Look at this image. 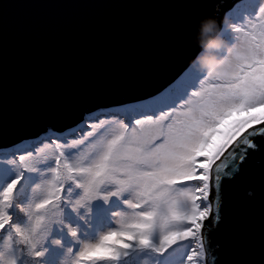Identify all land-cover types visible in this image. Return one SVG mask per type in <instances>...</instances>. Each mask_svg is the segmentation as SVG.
<instances>
[{
    "label": "rangeland",
    "instance_id": "1",
    "mask_svg": "<svg viewBox=\"0 0 264 264\" xmlns=\"http://www.w3.org/2000/svg\"><path fill=\"white\" fill-rule=\"evenodd\" d=\"M179 76L149 103L85 114L68 129L72 134L60 133L68 140L43 139L22 156L0 157V193L10 201L16 187L42 178L66 198L81 187L72 162L91 155L90 169L109 164L119 196L102 206L94 235L73 246L76 262L87 263L120 234L135 240L146 264H204L211 166L245 129L264 120V0H235ZM52 131L44 132L50 140ZM157 215L165 226L153 242L147 230Z\"/></svg>",
    "mask_w": 264,
    "mask_h": 264
},
{
    "label": "water",
    "instance_id": "2",
    "mask_svg": "<svg viewBox=\"0 0 264 264\" xmlns=\"http://www.w3.org/2000/svg\"><path fill=\"white\" fill-rule=\"evenodd\" d=\"M227 1L0 0V147L64 132L97 101L161 90L217 33ZM207 197L204 264H264V120L213 163Z\"/></svg>",
    "mask_w": 264,
    "mask_h": 264
},
{
    "label": "trees",
    "instance_id": "3",
    "mask_svg": "<svg viewBox=\"0 0 264 264\" xmlns=\"http://www.w3.org/2000/svg\"><path fill=\"white\" fill-rule=\"evenodd\" d=\"M232 1L224 2L219 17ZM198 48L199 46L192 47L188 60ZM179 70L180 68L172 76H176ZM179 77L178 75L175 82ZM174 95L176 98L177 94ZM151 98L153 97L149 93L137 91L120 98L97 101L94 107L105 104L97 109L109 113L114 108H119V104L134 101L149 103V100H153ZM93 122H96V119L88 124ZM69 126L74 127V124L67 125V128ZM49 128L56 134L53 135L54 139L48 138L51 132L44 135L46 130L43 134L32 135L21 132L12 139L14 144L0 147V157L10 153L22 156L24 152L42 144L43 139V143L51 144L57 140L71 138L61 136L60 133H63L59 132V129ZM65 133L72 134L68 129ZM90 160L91 155L84 157L79 154L72 162L73 169L80 172L81 187L66 198L54 190V184L42 178L23 182V188L20 190L19 186L16 187L10 194V201L0 193V264H146L143 251L135 240L120 234H117L115 241L109 244L106 250L91 257L87 263L76 262L73 246L78 241L94 235L98 220L96 218L103 215L102 206L115 204L119 196L115 181L107 173L109 164L105 166L106 161H100L93 170L90 169ZM211 191L209 198L212 215L206 229L214 224L216 218L213 201L216 193L213 188ZM164 226L165 222L157 215L154 225L147 230L148 239L156 241ZM131 228L127 227V230L131 231ZM203 242L206 244L205 233Z\"/></svg>",
    "mask_w": 264,
    "mask_h": 264
},
{
    "label": "flooded vegetation",
    "instance_id": "4",
    "mask_svg": "<svg viewBox=\"0 0 264 264\" xmlns=\"http://www.w3.org/2000/svg\"><path fill=\"white\" fill-rule=\"evenodd\" d=\"M208 224V223H207Z\"/></svg>",
    "mask_w": 264,
    "mask_h": 264
}]
</instances>
